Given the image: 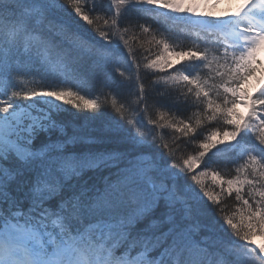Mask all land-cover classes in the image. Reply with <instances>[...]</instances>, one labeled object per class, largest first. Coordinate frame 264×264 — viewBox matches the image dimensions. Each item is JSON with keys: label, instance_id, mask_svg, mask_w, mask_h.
Instances as JSON below:
<instances>
[{"label": "snow or ice", "instance_id": "1", "mask_svg": "<svg viewBox=\"0 0 264 264\" xmlns=\"http://www.w3.org/2000/svg\"><path fill=\"white\" fill-rule=\"evenodd\" d=\"M209 2L0 0V264H264V0Z\"/></svg>", "mask_w": 264, "mask_h": 264}, {"label": "trees", "instance_id": "2", "mask_svg": "<svg viewBox=\"0 0 264 264\" xmlns=\"http://www.w3.org/2000/svg\"><path fill=\"white\" fill-rule=\"evenodd\" d=\"M156 19H161V20H165L164 17H156ZM183 24L178 23L177 21H172V20H165L166 26L169 28L170 30V34H173L174 37L176 38V44L177 45H192V44H199L201 47H203L202 44H200L201 40L207 39L209 34L200 32L199 33V37H197V33L196 30L193 29V27L189 24L184 23L183 21H181ZM181 27H180V26ZM206 36V37H205ZM157 39H159L160 37L157 36ZM222 44V43H220ZM225 44H227V42H225ZM153 52L156 51H160V49H157L156 46L153 44L151 45ZM179 50V49H178ZM224 49L221 48V51H223ZM228 51L230 52V47L228 48ZM258 72L257 75L255 77H253L249 83L247 85H245V87H249L251 86L254 82H256L257 78L260 75V72L262 71V67L261 64L258 65ZM59 83V81L57 80V77L55 75H53L48 81L45 82H41L39 77H29L26 80H24V84L23 86L26 88H37V90H39L41 87H43L45 84H52L55 85ZM61 87H63L64 85H60ZM73 90H77V89H73ZM81 94H86V98L87 99H103L102 97H98L93 91L91 90H84L81 92ZM63 112V110H62ZM188 117L191 118L192 122H195L196 119V110H192L186 113ZM63 116L65 119H72V112H63ZM180 117H177V120H179ZM211 127H209V132L211 131ZM209 132H205L203 135L207 136L209 134ZM198 147V145H193V148ZM189 154H195V152L193 150H189ZM227 169L223 170V172L227 173ZM205 182L209 183L211 182V177H206L205 178Z\"/></svg>", "mask_w": 264, "mask_h": 264}, {"label": "rangeland", "instance_id": "3", "mask_svg": "<svg viewBox=\"0 0 264 264\" xmlns=\"http://www.w3.org/2000/svg\"><path fill=\"white\" fill-rule=\"evenodd\" d=\"M228 1L229 0H210V2L209 3H205L206 5H205V8H206V11H212V12H215L216 11V8H223V7H225V6H227V4H228ZM215 3V4H214ZM212 4H214L215 6L214 7H210ZM259 51L257 50V53H258ZM154 58V57H153ZM241 107H245L244 105H240ZM239 106V107H240ZM240 107V108H241ZM238 111L241 113V114H243L244 112H242L241 110H239L238 109ZM257 238H256V241L259 243V246H261V245H264V242H263V240H262V238L264 239V237H261V236H256ZM258 246V247H259Z\"/></svg>", "mask_w": 264, "mask_h": 264}, {"label": "bare ground", "instance_id": "4", "mask_svg": "<svg viewBox=\"0 0 264 264\" xmlns=\"http://www.w3.org/2000/svg\"><path fill=\"white\" fill-rule=\"evenodd\" d=\"M260 52L264 55V45L260 47Z\"/></svg>", "mask_w": 264, "mask_h": 264}]
</instances>
